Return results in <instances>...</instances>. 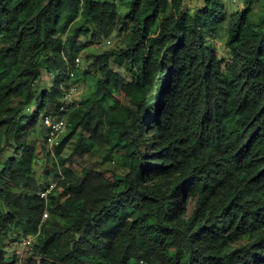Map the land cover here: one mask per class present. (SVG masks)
<instances>
[{
	"label": "trees",
	"instance_id": "trees-1",
	"mask_svg": "<svg viewBox=\"0 0 264 264\" xmlns=\"http://www.w3.org/2000/svg\"><path fill=\"white\" fill-rule=\"evenodd\" d=\"M255 1L0 0V264H264ZM5 236L33 239L22 259Z\"/></svg>",
	"mask_w": 264,
	"mask_h": 264
},
{
	"label": "rangeland",
	"instance_id": "rangeland-1",
	"mask_svg": "<svg viewBox=\"0 0 264 264\" xmlns=\"http://www.w3.org/2000/svg\"><path fill=\"white\" fill-rule=\"evenodd\" d=\"M206 1L207 0H187L186 7H189L190 9H192V8L204 6ZM221 1L225 3L226 10L229 14L244 8L246 4V0H221ZM263 18H264V3H263V0H257L255 1L254 7H253V21L255 23H260ZM117 44H118L117 39L114 37H111L102 43H94L90 48L84 49L82 51L80 55L81 71L83 72L84 70H88L90 74H89V78H85L84 75H82L81 80L78 83H76L75 85L76 90L70 96L73 103L74 102L78 103L81 100H84L85 98H87L92 92L93 84H95V78L97 77V74H96V67L94 66L92 62L93 58L91 57V53L112 49L115 46H117ZM222 50L225 51L224 48H222ZM51 83H52V80L50 78V75L47 73H44L43 78L40 81V85L47 86V85H50ZM51 146H52V141H51L50 147ZM88 159L94 160V159H91L90 157H88ZM110 165L112 164H108V163L99 164V162L97 163V166L99 167L100 170L104 171L107 175L112 177L111 175L112 170L111 169L109 170ZM44 168H45V163L43 161L38 162L36 164V174L42 175ZM3 247L8 249L10 253H13V252L16 253L17 250L21 248V242L18 241L16 238H9L5 236V238L3 239Z\"/></svg>",
	"mask_w": 264,
	"mask_h": 264
},
{
	"label": "built area",
	"instance_id": "built-area-1",
	"mask_svg": "<svg viewBox=\"0 0 264 264\" xmlns=\"http://www.w3.org/2000/svg\"><path fill=\"white\" fill-rule=\"evenodd\" d=\"M81 64V58H77L75 61L76 67H79ZM71 76H74V72H71ZM76 86L75 84H71V86L68 88L66 95H65V103L66 106L71 105L73 102L71 100V95L75 92ZM45 124L52 129L53 133H60L65 131L66 129V121L64 118H58L53 119L51 117L45 118ZM53 187V185L51 186ZM49 190L42 192V197H46ZM48 214H45V217H47ZM33 239L30 237L23 238L21 241V248L17 250L16 254L22 259L25 253V250L29 248L32 244ZM21 262V261H20Z\"/></svg>",
	"mask_w": 264,
	"mask_h": 264
}]
</instances>
